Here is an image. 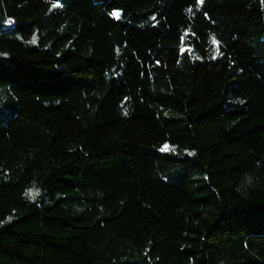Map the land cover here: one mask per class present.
<instances>
[{
	"label": "trees",
	"instance_id": "obj_1",
	"mask_svg": "<svg viewBox=\"0 0 264 264\" xmlns=\"http://www.w3.org/2000/svg\"><path fill=\"white\" fill-rule=\"evenodd\" d=\"M0 264H264V0H0Z\"/></svg>",
	"mask_w": 264,
	"mask_h": 264
}]
</instances>
